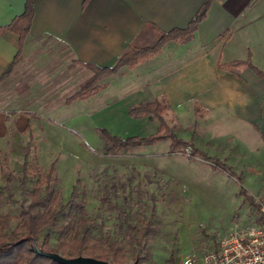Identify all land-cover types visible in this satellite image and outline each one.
Segmentation results:
<instances>
[{
    "label": "rangeland",
    "instance_id": "374dc122",
    "mask_svg": "<svg viewBox=\"0 0 264 264\" xmlns=\"http://www.w3.org/2000/svg\"><path fill=\"white\" fill-rule=\"evenodd\" d=\"M120 77L114 76L109 88L90 100L67 106L63 117L52 116L53 122L37 118L29 121V130H21L22 123L16 129L11 121L5 123L0 137V213L15 215L28 203L31 181L21 186L17 177L23 146L29 141L27 161L41 171L52 164L53 189L62 202L74 186L78 207L73 213L81 211L92 222V240L118 242L123 264L133 262L125 223L137 227L146 223L151 196L154 215L138 264H179L188 252L211 248L232 225L256 222L254 204H264V142L241 140L230 115L214 122L208 114L211 119L204 127L206 116L192 107L177 115L164 113L167 127L187 145L170 151V139L163 138L104 153L100 129L118 138L143 137L157 130V123L146 116L128 114L130 98L124 93L130 87L124 84L129 75ZM108 93L118 100L107 104ZM5 185L7 191L1 188ZM241 190L252 202L243 199Z\"/></svg>",
    "mask_w": 264,
    "mask_h": 264
},
{
    "label": "crops",
    "instance_id": "0c3cea01",
    "mask_svg": "<svg viewBox=\"0 0 264 264\" xmlns=\"http://www.w3.org/2000/svg\"><path fill=\"white\" fill-rule=\"evenodd\" d=\"M23 1L0 0V26L21 12ZM202 1L34 0L21 41L0 31V137L8 121L14 129L22 123L21 130L37 118L53 122L67 106L90 100L114 76L128 74L129 106L164 96L165 114L192 107L206 116L204 127L208 114L214 122L230 115L241 140L264 142V79L245 65L218 67L249 57L264 73V0H212L190 39L166 41L136 64L102 76L87 96L68 99L92 75L83 63L112 66L128 44L154 40L146 22L162 31L184 27ZM108 94L107 104L118 100Z\"/></svg>",
    "mask_w": 264,
    "mask_h": 264
},
{
    "label": "trees",
    "instance_id": "16d2710c",
    "mask_svg": "<svg viewBox=\"0 0 264 264\" xmlns=\"http://www.w3.org/2000/svg\"><path fill=\"white\" fill-rule=\"evenodd\" d=\"M211 1L203 0L184 27H174L162 31L152 23L146 22L147 26L155 32L154 40L147 45L128 44L125 51L112 66L83 63L92 72V75L68 99L87 96L90 92L99 88L96 82L102 76L114 74L123 66L136 64L140 59L155 53L166 41H186L190 39L196 25L204 18ZM33 2L34 0H24L21 12L14 16L9 23L1 25L0 31L11 32L17 35L18 40L21 41L30 25L33 14ZM85 2L86 0H83L82 3L84 4ZM242 65L249 68L254 75L264 79V73L250 63L249 57L243 61L218 64V67L232 68ZM127 109L129 115H142L149 120L155 121L157 130L143 137L127 136L118 138L100 129V135L104 141L105 154H114L117 150L138 147L163 138L170 139V151L176 147L187 145L188 142L175 137L165 124L163 115L167 109V103L164 96L149 101H141L129 106ZM28 129L29 126L26 127V130ZM262 139L264 141V136ZM29 144L30 142L27 141L23 146L20 173L19 177H17L21 186L31 181V187L27 192L28 203L20 206L15 215L0 213V264H57L47 257L36 254L32 249V244L43 251L55 252L64 257L83 255L123 264L125 257L121 253L118 242L105 238L100 244L98 241L92 240L89 235L92 222L84 217L81 211L79 212L80 214L73 213V210L78 207L74 186L71 188L69 198L62 202L53 189L54 170L52 164L50 163L44 171H41L27 161ZM1 188L4 191L8 190L6 185ZM240 192L244 200L252 202L250 195H247L244 190ZM150 202L148 219L145 224L137 227L130 223H125L126 232L124 235L133 245L131 256L136 264L139 262V253L143 249V239L147 234L150 220L154 215V198L152 196L150 197ZM116 209L119 210L125 219L126 217L122 210L117 206ZM11 221L14 224L9 228Z\"/></svg>",
    "mask_w": 264,
    "mask_h": 264
},
{
    "label": "built area",
    "instance_id": "2783aa9c",
    "mask_svg": "<svg viewBox=\"0 0 264 264\" xmlns=\"http://www.w3.org/2000/svg\"><path fill=\"white\" fill-rule=\"evenodd\" d=\"M254 206L257 222L232 225L211 248L188 252L179 264H264V204L257 202Z\"/></svg>",
    "mask_w": 264,
    "mask_h": 264
},
{
    "label": "water",
    "instance_id": "95a60500",
    "mask_svg": "<svg viewBox=\"0 0 264 264\" xmlns=\"http://www.w3.org/2000/svg\"><path fill=\"white\" fill-rule=\"evenodd\" d=\"M32 249L36 254L42 255L56 262L57 264H116L102 259L93 258L90 256L77 255L73 257H64L55 252L43 251L32 244ZM130 264H136L133 261Z\"/></svg>",
    "mask_w": 264,
    "mask_h": 264
}]
</instances>
